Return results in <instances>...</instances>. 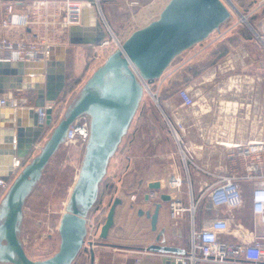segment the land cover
<instances>
[{
  "label": "water",
  "instance_id": "water-1",
  "mask_svg": "<svg viewBox=\"0 0 264 264\" xmlns=\"http://www.w3.org/2000/svg\"><path fill=\"white\" fill-rule=\"evenodd\" d=\"M230 17V10L220 0H170L155 20L133 31L123 41L121 50L112 53L92 72L54 126L52 108L46 109L43 123H39L34 109L46 104L55 106L58 102L66 85V47L51 46L45 62H0V95L8 91L35 92L33 108H0V115L5 116L0 117L4 122L0 131L4 134L0 142V181L10 182L0 202V264H73L83 247L87 217L98 201L109 161L144 95L131 66L141 79L158 80L179 54L206 40ZM104 37L105 32L93 12L85 10L81 26L68 29L67 43L92 46ZM83 114L90 119L89 138L68 207L59 220L58 249L45 260L34 262L19 239L23 207L50 159L64 144L68 127ZM25 115L29 116L28 125L21 123ZM49 127L52 128L41 149L22 165ZM148 188L150 192L159 191L161 185L155 182ZM169 200V195L160 193L159 200L152 202V211L138 210L139 217L149 219L151 231H156L162 203ZM146 201H150L149 194L145 195ZM120 203L116 198L110 205L99 230L100 239L107 238ZM148 251L184 253L175 247L157 244L150 245Z\"/></svg>",
  "mask_w": 264,
  "mask_h": 264
},
{
  "label": "crops",
  "instance_id": "crops-1",
  "mask_svg": "<svg viewBox=\"0 0 264 264\" xmlns=\"http://www.w3.org/2000/svg\"><path fill=\"white\" fill-rule=\"evenodd\" d=\"M1 15L2 8L0 7V18ZM235 30L237 29L235 28L233 32L231 31L230 36L227 35L223 41L212 42L208 37L203 42L182 52L172 61L164 75L158 80H153L152 83L154 86L156 85L161 88L166 81H171L173 83L174 80L180 76L182 79V74L187 71V78L185 81H187L188 90L193 95L196 91H202L204 93L203 96H200L202 98L194 95L196 104L192 109L186 112L179 108L180 102L176 94L175 99H167L164 97L159 99V102L164 108L163 113L167 115V117L169 116L171 121L179 120L184 124L186 133L185 140L190 146V149L194 152L197 164L204 171L209 173L236 171L240 174H245V164L238 160L235 155L232 159L228 157L229 153L232 151V145L239 144L241 145L240 149H244L248 145L264 142V124H262L264 123V99H258L257 86L252 85V81L255 77L240 78L241 82H239L238 75L234 76V74L238 73L239 57L242 58V56H247V53L243 54L241 49H238V46H229L231 39L228 38L231 36H238ZM217 32L219 31L213 34L216 35L218 34ZM1 34L2 32L0 31V37ZM197 45L200 46L195 47ZM222 47L228 48V53L221 58L222 60L218 63L216 62V64H212L209 69H204L202 74L190 81L192 78L189 71L191 68L189 66L192 64L197 67V63L191 62L198 60L196 58L201 56V54L209 55V60L211 55L220 52ZM90 49L91 46L82 45H71L70 48L66 47L65 49L66 85L56 103L61 106L59 107L61 110L63 109L62 107H64L62 110L63 112L79 94H77V88L73 87L76 81L70 82L67 80L69 66L70 69L74 68L73 62L69 65V59L72 61V55L74 58L77 54L78 57H82L81 59L84 60L87 58ZM262 52H264V50H262ZM185 53L186 55L184 56L183 54ZM218 66H220V69H217ZM230 72H233L232 75L230 74L231 76L224 77L223 74ZM90 75L86 77V80ZM244 83L250 85H244ZM240 90H242V92H240ZM11 92H14L17 96L25 97L29 104L34 106V91ZM73 93L77 95H75L72 100L70 97ZM69 100L71 102H68ZM54 108H56V105ZM61 110L59 114H57L56 109H54L52 126L55 124L57 118L59 120L62 117ZM149 113L151 114L149 111L143 113L144 117L147 118V116L150 115ZM0 117L5 116L0 115ZM21 118L22 125H28L27 121H29V116L25 115ZM134 118L126 134L122 138L118 149L110 159L106 176L102 181V183L104 181L107 183L106 199L108 200L112 196L113 199L117 198L121 201L115 209L113 226L109 230L105 240L99 238L100 226L92 250H82L73 264H171L162 253L150 252L148 251V247L157 244L175 247L183 252L187 250L190 229L189 215L184 213L183 217L177 222L171 221L169 209L170 200L169 202L162 203V207L158 214L156 231H151L149 219H146L144 216H138L139 209L153 210L152 201H158L160 193H165L170 196V199H177L184 205L187 204L188 190L186 186H182L179 190H176L171 185L173 176H183L180 165L174 167V164L171 162L174 153L173 150H166V148L163 147L161 142V140L164 139L162 135L163 131L153 126L150 119L146 120V127L141 125L143 120H141V122L139 121V125H132ZM3 123L4 122L0 119V131H3L1 127ZM51 128L52 127H49L47 131H50ZM3 140L4 134H0V142H3ZM75 145L73 146L76 148ZM62 146L65 148V151L70 148V146H64V144ZM79 149L77 153L79 154L77 173L84 152V148L80 147ZM31 154L32 155L22 162V165L30 161L34 152ZM152 158H158L159 161L153 163L154 159ZM167 159H170V162L167 163L163 161ZM160 161L162 164H158ZM164 164H171L173 166V169L170 167L169 177L168 175L166 176V172L161 175L156 174V172L160 170L159 167L163 168ZM153 167L155 168L154 172ZM191 178V191L193 196L198 198L202 195L195 214V224L197 227L200 228L203 223H207L211 219L227 217L228 214L222 209H214L212 207L207 198V193H205L206 188L215 180L203 171H197L195 169L192 171ZM155 182L160 183L161 188L159 191L150 192L148 185ZM4 183H7L9 187L10 182ZM102 183L99 189V195L101 193V196L102 190L104 189ZM244 185L245 184H243V186ZM6 191L3 192V189L0 187V202ZM152 192H154L157 198L145 202V195L151 194ZM132 196H134L133 200ZM97 208L98 207H94L88 216V220L93 224L101 223L100 221H102V214L105 209L104 206L98 210ZM229 216L234 217V220L238 223V211H232ZM250 219L251 213L247 221L248 223L246 224L248 227L251 226ZM157 238L159 239L158 241ZM222 239L227 243L234 244L238 241L236 238L229 235H222ZM28 257L30 258V256ZM30 259L32 260L33 258Z\"/></svg>",
  "mask_w": 264,
  "mask_h": 264
},
{
  "label": "built area",
  "instance_id": "built-area-1",
  "mask_svg": "<svg viewBox=\"0 0 264 264\" xmlns=\"http://www.w3.org/2000/svg\"><path fill=\"white\" fill-rule=\"evenodd\" d=\"M112 1L122 3L130 9L141 6V0H0L2 8L0 62H45L49 48L67 43L68 29L81 26L83 13L89 10L93 12L105 32V37L98 44L91 46L90 60L97 66H101L112 53L121 50L124 41L114 35L103 14L102 3ZM220 1L230 10L231 16L237 12L233 9L235 0ZM257 5H264V0H258ZM239 17V21L252 32L255 44L264 50V18L261 19L259 26L254 28L246 17L243 15ZM230 20L231 17L224 23L225 29L221 30L224 24L219 28L218 34L211 38L212 42L223 41L235 29V24H232ZM217 69H220V66ZM131 70L141 85L143 94L147 92L162 113L178 149L183 177L173 176L171 185L176 190L182 186H186L188 190L187 204L184 205L177 199H170L169 204L171 221L177 222L184 213L189 215L187 250L183 254L162 253V255L171 264H264V142L248 145L244 149H240L239 144L232 145V151L228 157L232 159L235 155L242 161L245 164V174L236 171L220 173L204 171L195 162L194 152L185 140L184 124L179 120L171 121L163 113L157 93L152 92L153 81L141 79L132 66ZM176 96L180 102L179 108L184 112L189 111L196 104L195 96L187 87L179 89ZM0 107L33 108L25 97L17 96L11 91L1 95ZM48 108L54 110V106L50 104L34 109L38 113L39 123L44 122L45 111ZM89 125L90 119L87 115L77 117L67 129L64 145L77 144L84 148L89 138ZM49 132L45 131L43 137L35 144L33 152L41 149ZM194 169L203 171L215 180L206 188L205 193L214 209H222L228 214L225 218L211 219L203 223L200 228L195 224V214L202 195L196 198L191 191V174ZM243 184L251 185L249 193L251 226L249 227L242 225L239 221L237 223L234 217L229 216L232 211L237 212L243 207ZM0 187L4 192L8 189V184L0 181ZM149 198L154 200L157 197L152 192ZM133 199L134 196H132ZM100 226V223H91L87 217V233L81 252L92 250ZM222 235L232 236L238 241L235 244L227 243L222 239Z\"/></svg>",
  "mask_w": 264,
  "mask_h": 264
},
{
  "label": "rangeland",
  "instance_id": "rangeland-1",
  "mask_svg": "<svg viewBox=\"0 0 264 264\" xmlns=\"http://www.w3.org/2000/svg\"><path fill=\"white\" fill-rule=\"evenodd\" d=\"M169 1L170 0H141V6L136 9L126 8L124 4L113 1L102 3L101 7L104 17L107 20V23L109 24L114 35L118 36L121 40H125L133 32L134 29H137L141 26H144L148 22L155 20L161 10ZM257 2L258 0H238L234 2L238 13L234 12L232 14L230 22L232 24H235V28L238 30V36H231L228 39H231L229 46H238V49H241V52L243 54L247 53V56H242V58L239 57L237 71L238 73L234 74V76L238 75L239 82H241L240 78L255 77L252 81V85L257 86L258 99L261 100L264 99V52H262L258 45L255 44V39L249 28L244 23H241L239 21V16L243 15L248 19L250 23L253 22L254 24H257L260 21L261 17H264V5L258 6ZM225 27L226 25L224 24L221 27V30L225 29ZM214 35L215 34H212V36H210L209 38H213ZM228 36H230V34ZM199 46L200 45H197L195 47ZM67 47L70 48L71 45L68 44ZM186 53L183 55L185 56ZM91 54L92 48L87 54V58H85L84 60L81 59L82 57H78L77 54L74 58L72 55V61L69 59V65H71L73 62L74 68L70 69L69 66L67 80H69L70 82L76 81L73 87L77 88V94L79 93L80 88L86 80V77L90 75L93 70L99 67L90 60ZM208 57L209 55L207 54H201V56H198L196 58L198 60L191 62L197 63V67L192 64H190L189 67L191 68V70L200 68L202 74L204 69L207 70L210 68V66H212V64H216V62L211 63V58L208 60ZM220 60H218L217 63ZM186 73L187 71L182 74V79L181 76L177 77L173 83L171 81H166V83L163 84L161 88L157 87L156 85L151 86L152 92L157 93L158 99L164 97H166L167 99H175L176 92L181 88L187 87V81H185L187 78ZM232 73L233 72L223 75L224 77H228L231 76ZM192 80L193 78L190 81ZM244 85L250 84L244 83ZM240 92H242V90H240ZM202 93V91H196L194 95L196 97H200L204 95V93ZM75 95L73 93L70 99L73 100ZM68 102L71 101L69 100ZM59 107L61 106L57 104L56 108H54L56 109L57 114H59L61 110V108ZM160 107L162 110H164L161 104ZM62 108L64 109V107ZM62 110L61 116L63 112ZM148 111L151 112V114L149 113L150 115L145 118L143 113H146ZM149 119L151 120V124L153 126L163 131L162 135L164 139L161 140L163 147L166 148V150H173L174 153L171 162L174 164V167L180 165V170L182 171L183 176V169L178 149L174 143L172 135L168 130L166 121L162 116L160 110L151 100L150 95L146 92L144 93L143 98L140 102L132 125H139V121L141 122V120H145L144 122L142 121L141 125L146 127V120ZM57 120L58 118L55 120V124L58 122ZM73 145L70 146V148L72 149L68 148L69 151H65V148L61 146L58 152L54 154V156L50 159L41 180L36 185L32 193L28 196L24 204V219L21 226L19 239L23 244L24 251L28 256H30V258H33L32 261L34 262H41L45 260L46 258L52 256L58 249L59 237L57 233V226L59 224L62 213H64L66 211V208L68 207L71 191L75 183V179L78 176L77 166L79 154L77 153L80 150V147L79 145H75V148ZM38 151H35L33 156H35ZM152 159H154L153 163H155V161H159L158 158ZM163 161H166L168 163L170 162V159ZM160 162L158 164H162V162ZM171 164H164L163 168L159 167L160 170L157 171L156 174L161 175L166 172L167 176L169 174L170 167L171 169H173V166ZM154 170L155 168L153 167V172ZM102 184L104 189L102 190V196L97 208V210L99 208H102L103 206L105 208L104 213L102 214V221H100L101 225L103 224L108 209L114 200L112 196L110 199H106L107 183L104 181ZM250 190V184H245L243 186L244 204L243 207L238 211V221L245 226L248 223L247 221L250 215Z\"/></svg>",
  "mask_w": 264,
  "mask_h": 264
},
{
  "label": "trees",
  "instance_id": "trees-1",
  "mask_svg": "<svg viewBox=\"0 0 264 264\" xmlns=\"http://www.w3.org/2000/svg\"><path fill=\"white\" fill-rule=\"evenodd\" d=\"M262 18H264V17H261V19ZM261 19H260V21H261ZM260 21L257 24H254L253 22H251L250 24L254 28H257L259 26V24H260ZM237 33H238V30H237ZM227 53H228V48L227 47H222L221 50H220V52L214 53V54L211 55V63L217 62L218 60H220L221 58H223ZM190 74H191V78L195 79V78H197L201 74V69H199V68L198 69H192V70H190ZM100 197H101V193L99 195V198H98L99 200L97 201V204H96L95 207H98L99 202H100Z\"/></svg>",
  "mask_w": 264,
  "mask_h": 264
},
{
  "label": "bare ground",
  "instance_id": "bare-ground-1",
  "mask_svg": "<svg viewBox=\"0 0 264 264\" xmlns=\"http://www.w3.org/2000/svg\"><path fill=\"white\" fill-rule=\"evenodd\" d=\"M140 29V28H139ZM68 43H63V45H60V46H64V47H67ZM59 46V45H58ZM243 55V54H242Z\"/></svg>",
  "mask_w": 264,
  "mask_h": 264
}]
</instances>
